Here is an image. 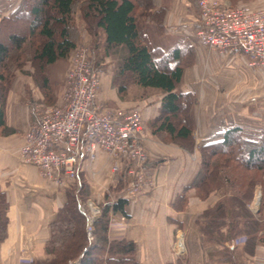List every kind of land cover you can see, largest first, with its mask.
<instances>
[{"label": "crops", "instance_id": "0c3cea01", "mask_svg": "<svg viewBox=\"0 0 264 264\" xmlns=\"http://www.w3.org/2000/svg\"><path fill=\"white\" fill-rule=\"evenodd\" d=\"M20 2L0 0V20L9 16ZM160 2L167 7L165 33L149 34L151 44L162 50L189 46L193 53V62L184 69L177 91L196 97L192 108L195 148L190 153L165 144L149 129L144 130V146L153 164L147 183L127 199L124 215L110 214L107 237L132 241L138 264H176L178 259L186 264H264V213L258 219L259 231L253 236L240 234L233 242L204 245L197 222L222 194L213 192L202 200L196 197L194 189H185L198 171L200 146L220 140L219 136L234 126L241 127L246 138L255 140L261 135L264 68L249 69L247 58L241 53L221 54L200 45L195 37L198 23L194 0ZM224 3L227 4L226 0ZM111 61V56H104L100 62L104 68L97 69V103L121 110L139 107L146 126L158 115L160 96L154 101L119 97L111 86ZM65 72V61L47 67V96L34 86L27 71L15 72L8 91L4 105L8 131L0 136V192L8 204V224L6 239L0 243V264H31L32 256L35 260L47 258L44 243L49 238V223L65 203L66 191L72 186L58 187L42 180L37 169L23 164L17 155L25 131L36 120L38 108L56 102ZM111 166L112 160L103 152H98L92 161L81 154L76 168L89 187V209L91 204H103L106 190L116 185L119 173L113 174ZM178 196L185 199L183 209L176 208L180 205L176 201ZM120 197V193L116 194L113 201ZM250 211L256 214L255 208ZM221 231H225V226ZM242 236L254 237L255 242L247 245ZM24 255L27 259L20 257Z\"/></svg>", "mask_w": 264, "mask_h": 264}, {"label": "trees", "instance_id": "16d2710c", "mask_svg": "<svg viewBox=\"0 0 264 264\" xmlns=\"http://www.w3.org/2000/svg\"><path fill=\"white\" fill-rule=\"evenodd\" d=\"M163 4L160 0H21L9 16L0 20V130L8 131L4 105L13 72L25 65L23 57H27L33 68L32 80L47 96L50 85L46 69L65 61L76 46L71 31L76 28L78 12L93 38L94 62L100 64L104 56L114 59L111 86L119 97L132 88L156 92L160 103L158 115L147 123L150 133L164 143L193 151L192 108L196 97L177 91L184 69L193 62V53L189 46L162 50L153 46L149 37L151 33H165L167 7ZM23 16L30 17L31 22L17 31L14 27ZM25 49L28 54H23ZM33 62L38 63L39 73ZM219 138L198 148V171L185 188L194 189L202 200L213 192L222 194L197 222L204 245L233 242L240 234L253 236L259 231V220L246 202L255 184L262 189L261 209L264 208V129L255 140L246 138L239 126L228 128ZM152 165L149 161L145 166ZM123 167L113 188L120 193L126 186L127 167ZM88 199L86 182L76 172L65 203L49 223L44 253L51 258L31 264H68L72 260H78L76 264H138L132 241L107 237L110 214L124 215L127 199L120 197L110 202L105 195L104 203L98 204L100 215L90 225L85 210ZM176 201L180 202L176 208L183 209L184 197L178 196ZM7 211L6 197L0 192V243L7 236ZM224 226L225 231H221ZM242 237L247 245L255 242L254 237ZM176 264L186 263L178 259Z\"/></svg>", "mask_w": 264, "mask_h": 264}, {"label": "built area", "instance_id": "2783aa9c", "mask_svg": "<svg viewBox=\"0 0 264 264\" xmlns=\"http://www.w3.org/2000/svg\"><path fill=\"white\" fill-rule=\"evenodd\" d=\"M194 2L200 45L221 54L241 53L249 69L264 68V6L231 8L220 0ZM68 64L58 103L38 108L17 155L23 164L36 168L42 180L68 187L76 179L81 154L92 161L103 152L112 160L114 174L126 165V186L120 196L129 199L147 183L150 168L145 166L150 157L141 110L97 103L99 72L92 68L86 44L70 51Z\"/></svg>", "mask_w": 264, "mask_h": 264}, {"label": "rangeland", "instance_id": "374dc122", "mask_svg": "<svg viewBox=\"0 0 264 264\" xmlns=\"http://www.w3.org/2000/svg\"><path fill=\"white\" fill-rule=\"evenodd\" d=\"M220 1L221 2H224V0H220ZM226 2H227V5L229 7H231V8H235V7H238V6H247V7H250V8L264 6V0H226ZM194 12L197 15V8H196V6L194 7ZM75 19H76V28L71 31V37L76 41V46L86 44L88 46V48L90 49V54H91V47H92V44H93V38L90 36V34L88 33V31L85 29L83 22H81V20H80V15H79L78 12H76ZM30 22H31V18L30 17L23 16L22 17V21L20 23L16 24V27H14V29H16L17 31L18 30H22L24 27H27ZM24 52L25 53H23V54H28V52L26 51V49H25ZM91 56H92V54H91ZM23 58L26 59L27 62L25 63L24 66H22V68L20 70H15L13 72V79L11 81L10 88H11L12 83H13V80H14V74H15V72H22V73H24V72L27 71V74L28 75H29V72H30V78H31V74H33V68H32V65L30 64V60L27 57H25V56ZM68 59H69V56L65 60V62H66V71H67V68H68V65H69L68 64ZM111 59L113 60V62L112 61L111 62L113 63V65H115L114 59L112 57H111ZM91 61H93L94 65H95V69H98L99 70L100 68L101 69L104 68V67H101L100 64L96 63V61L94 62L93 57L91 58ZM32 64H34L33 65L34 68H36V70L38 71L39 70L38 69V63L37 62H33ZM23 69L26 70V71H24ZM46 71H47V69H46ZM112 71H113V69H112ZM37 73H39V71ZM65 75H66V72H65ZM64 80H65V77H64ZM64 80H63V84H64ZM31 81L34 84V86H36V88L39 90V92H41L43 94V91L34 83V80H32V78H31ZM63 84L60 87V92H59L60 94L57 96L58 98H57L56 102L54 104H51V105H55V104L58 103L59 98H60L61 93H62ZM10 88H9V90H10ZM7 95H8V92H7ZM158 96L159 95L156 92H154V91H150V90H135V88H132L131 90H129L127 92V94L124 95L125 98H127V97H134V98H137V99H149L150 101H154ZM51 105H42V106H51ZM144 128L145 129H148L147 125L145 126V123H144ZM5 133H6V131H1L0 130V136L5 135ZM165 144H172V145H175V146L181 148L180 146H178L176 144H173V143H165ZM193 151H194V149H193ZM193 151H191L190 153H192ZM198 153H199V151H198ZM199 158H200V154H199ZM74 183H75V181H74ZM73 184H71V185H73ZM86 185H87V183H86ZM87 187H88V185H87ZM114 187H115V185L113 187H111V188H109V189L106 190V196L108 197V200L110 202L114 200V196H116V194L119 195V193H120V192L114 190L113 189ZM88 192H89V189H88ZM195 194H196V191H195ZM89 195H90V193H89ZM249 195H250L249 196L250 199L248 201H246L247 202V207H248V209L255 208L256 209V214H254L253 216H254V218L259 219L260 216H261V214L264 213V208H263V210L261 209L262 199H263L262 197L263 196H262V189H261L260 185L259 184H255L252 187V191H251V193ZM196 197H198V196L196 195ZM263 206H264V202H263ZM89 207H91V209L88 208V202H86L85 210L87 212L88 220L91 217L92 218L94 217L93 220H95L100 215V209L98 208V206L92 205V204ZM88 225H90L89 224V221H88ZM20 257H22V259H27L28 256L24 255V256H20ZM46 257L47 258L37 259V260L40 261V260H46V259H50L51 258L50 255H46ZM32 260H33V262L34 261H37V260H35L33 258V256H32ZM76 262H78V260H75L74 263H73V260H72L68 264H76Z\"/></svg>", "mask_w": 264, "mask_h": 264}]
</instances>
